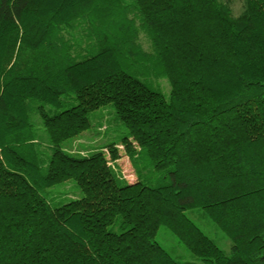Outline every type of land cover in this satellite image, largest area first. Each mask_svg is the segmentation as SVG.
<instances>
[{
    "label": "trees",
    "instance_id": "trees-1",
    "mask_svg": "<svg viewBox=\"0 0 264 264\" xmlns=\"http://www.w3.org/2000/svg\"><path fill=\"white\" fill-rule=\"evenodd\" d=\"M162 227L264 264V0H0V264H193Z\"/></svg>",
    "mask_w": 264,
    "mask_h": 264
},
{
    "label": "rangeland",
    "instance_id": "rangeland-1",
    "mask_svg": "<svg viewBox=\"0 0 264 264\" xmlns=\"http://www.w3.org/2000/svg\"><path fill=\"white\" fill-rule=\"evenodd\" d=\"M224 2H227L229 0H223ZM230 4L232 7L233 15L235 17H238L244 10V0H230ZM161 88L163 91L168 94L170 92V85L169 82L165 79H161L159 82ZM110 109L108 108V111ZM103 109L98 110L95 112V115H101ZM109 122L112 119V116L108 117ZM118 128L113 125V121H111V124L109 125V133L110 134H116V137H120V132L117 130ZM103 130V128H102ZM93 131V132H92ZM99 131L95 126H93L91 132H87L83 137L78 139L75 142V147L78 148L79 144H82L83 146H92V145H98L107 139L105 135L96 134ZM121 151V157L118 159L117 164L118 168H120L121 173L126 177L128 181H134L136 180V176L134 175V171L132 170V167L130 165V162L128 160V157L125 154L124 150ZM190 218L212 239H214L218 245L226 251L227 253H230L231 250V241L230 239L210 220H208L201 210H194L188 213ZM157 240L162 244V246L171 253L174 257L180 259L181 262L185 263H193V264H204L202 261L197 260L192 256L189 250L186 249L180 242L179 239L172 234L167 228H160Z\"/></svg>",
    "mask_w": 264,
    "mask_h": 264
}]
</instances>
